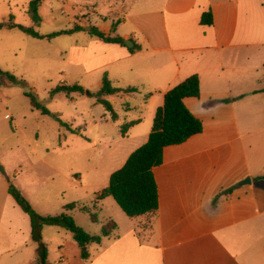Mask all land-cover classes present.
<instances>
[{"label": "rangeland", "instance_id": "obj_1", "mask_svg": "<svg viewBox=\"0 0 264 264\" xmlns=\"http://www.w3.org/2000/svg\"><path fill=\"white\" fill-rule=\"evenodd\" d=\"M31 1L0 0V23H5L0 27V70L12 76H0V264H35L38 248V242L31 236L29 216L7 190L10 184L21 191L41 216L66 212L90 235H98L108 219L114 220L120 230L134 225L138 218L127 216L111 196L98 199L97 195L107 186L111 172L123 165V145L137 142L131 138L114 140L121 134L125 118L141 117L137 128L149 125L156 108L162 105L160 94L154 93L150 98V79H155L145 70L150 66L148 59L135 65L136 57L127 58L87 70L81 55L71 51L75 46L87 45L92 39L88 30L93 26L101 30L102 22L112 27L111 35L126 34L141 43L142 32L156 31L153 16L162 0H41L37 24L29 14ZM236 3V38L249 44L246 49L252 51V63L242 69L229 63L222 76L227 77L231 88L237 85V79L264 87V0ZM134 20L140 24L133 25ZM11 22L32 26L43 35L73 25L82 29L36 39L9 27ZM138 67L143 68L141 72ZM104 74L114 87L136 89L106 98L116 113L115 119L97 101ZM62 84L80 85L82 91L51 94V89ZM204 89L203 85L199 106L208 117L214 115L218 130L208 123L209 117L204 119L203 135L220 137L228 123L226 111L229 114L233 106L226 99L209 103ZM26 92L35 94L52 115L32 107ZM232 114V125L227 126L232 129L231 135L241 132L244 124L250 126L251 116L248 121L240 116L234 118L235 111ZM258 114L259 124L264 123V108ZM104 116L109 118L108 124L101 122ZM169 165L167 161L164 168L156 166L159 184L161 169L164 171ZM71 202L76 203L75 208H64ZM80 206L95 213L97 222H91L88 212L79 209ZM40 237L47 248L46 261L67 264L62 248H66L72 234L57 225H43Z\"/></svg>", "mask_w": 264, "mask_h": 264}, {"label": "crops", "instance_id": "obj_2", "mask_svg": "<svg viewBox=\"0 0 264 264\" xmlns=\"http://www.w3.org/2000/svg\"><path fill=\"white\" fill-rule=\"evenodd\" d=\"M236 2L162 0L153 16L155 33L142 32L141 43L126 34L121 36L138 45L133 52L93 37L87 45L72 48L81 55L87 70L127 58L136 57L135 65L148 59L150 66L145 70L155 79H150V98L158 93L161 103L168 89L197 74L199 96L186 97L183 102L201 120L202 131L163 148L158 167L164 168L167 161L170 165L161 169V184L157 167L152 168L158 190L155 212L134 216L136 223L126 229L120 230L116 224L108 236L87 244L86 258L81 257V249L71 237L62 248L67 264H264V123L259 124L258 118L260 108H264V87L237 79L231 88L222 76L229 63L238 69L252 63V51L246 49L249 44L236 38ZM207 10L212 13L211 25L200 23L201 13ZM102 23L99 28L110 33L112 27ZM139 24L134 20L133 25ZM148 53L151 55L146 56ZM203 85L209 103L226 99L233 106L229 114L226 111L227 126L232 125V111L234 118L249 121L251 116L250 126L242 125L235 135L227 126L220 137L203 135L204 119L209 117L208 123L218 130L214 115L208 117L199 106ZM125 120L135 122L114 140L131 138L137 142L123 145V162L146 142L152 125L137 128L141 117ZM101 122L108 124L109 118L104 116ZM246 178L250 181L241 183Z\"/></svg>", "mask_w": 264, "mask_h": 264}, {"label": "trees", "instance_id": "obj_3", "mask_svg": "<svg viewBox=\"0 0 264 264\" xmlns=\"http://www.w3.org/2000/svg\"><path fill=\"white\" fill-rule=\"evenodd\" d=\"M41 0H32L29 3V14L33 20L38 22V6ZM200 23L205 25L212 24V13L210 10L203 11L200 16ZM5 23H0L2 27ZM9 27H16L26 35L36 38L45 39L55 35L72 33L81 30L80 25H73L69 29L53 32L48 35L40 34L32 26H25L14 22L8 23ZM113 31V29H111ZM111 31V32H112ZM90 37L96 38L103 42L118 43L122 46L124 40L119 35H111L104 33L96 27H90L87 32ZM127 47V46H126ZM138 48L134 44L128 48L133 52ZM12 77L10 74L0 70V76ZM135 87L118 88L111 85L107 75L102 78V85L97 92V101L103 105L105 110L110 112L111 118H116L111 103L105 98L106 95L116 92H133ZM65 92L68 95L72 91L81 92L80 85H58L51 89V94L55 92ZM30 99L32 107L37 108L45 115H52L51 112L37 99L33 93H25ZM199 96V78L197 74H191L178 84L174 85L164 93L163 103L155 110L152 119V125L146 142L135 148L126 158L123 165L111 172L107 186L97 195L98 199L104 196H111L120 209L129 217L142 215L145 213H153L158 208V190L156 180L152 168L158 166L163 161V148L169 145H176L184 142L190 136L198 134L202 131V122L195 117L183 102L186 97L197 98ZM135 121L125 122L120 126V132L125 134L130 125ZM67 127L71 132L74 129ZM8 192L13 196L16 203L29 216L31 236L38 242V248L35 255V264H49L47 260V248L41 241L40 230L43 225H57L69 231L76 244L80 247L81 257L88 256L86 246L90 242H99L104 236H108L116 228L114 220L109 219L101 225L98 235H90L83 228L77 225L72 216L66 212H61L53 216H41L38 214L29 201L24 197L21 191L10 184ZM227 190H230L228 188ZM226 190V191H227ZM76 203L71 202L64 206L66 209H73ZM81 210L88 212L91 222H97L95 213L90 212L86 206H80Z\"/></svg>", "mask_w": 264, "mask_h": 264}, {"label": "water", "instance_id": "obj_4", "mask_svg": "<svg viewBox=\"0 0 264 264\" xmlns=\"http://www.w3.org/2000/svg\"><path fill=\"white\" fill-rule=\"evenodd\" d=\"M124 44H125L128 48L132 47V45H133V43H132L129 39H125V40H124ZM249 181H250V178H246L245 180L241 181V183H247V182H249Z\"/></svg>", "mask_w": 264, "mask_h": 264}]
</instances>
